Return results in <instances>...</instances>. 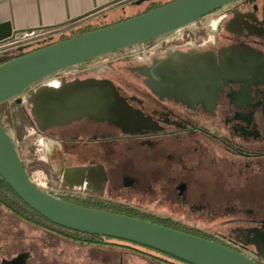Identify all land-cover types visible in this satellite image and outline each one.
Listing matches in <instances>:
<instances>
[{"label": "flooded vegetation", "instance_id": "af4514ba", "mask_svg": "<svg viewBox=\"0 0 264 264\" xmlns=\"http://www.w3.org/2000/svg\"><path fill=\"white\" fill-rule=\"evenodd\" d=\"M89 22L61 27L50 43ZM40 44L8 47L1 60ZM117 58V65L56 74V82L42 81L10 101L11 113L55 146L54 157L72 160L63 169V186L74 194L90 191L59 197L121 205L132 193L153 189L155 198L186 205L200 217H232L227 235L208 236L264 264V0H239ZM68 97L85 100L88 114L49 127L38 110ZM135 164L144 174L131 172ZM104 169L121 174L115 192ZM211 183L213 197L201 190ZM14 260L7 264H22L20 256Z\"/></svg>", "mask_w": 264, "mask_h": 264}, {"label": "water", "instance_id": "95a60500", "mask_svg": "<svg viewBox=\"0 0 264 264\" xmlns=\"http://www.w3.org/2000/svg\"><path fill=\"white\" fill-rule=\"evenodd\" d=\"M237 1L174 0L141 15L15 58L0 65V106L64 70L177 33ZM29 33L32 31L14 32L10 23L1 24L0 43ZM109 102L112 107L116 104L113 98ZM49 109L38 110L39 116L50 119L49 127L68 124L88 114L86 101L71 97L58 100V104ZM0 176L27 206L62 228L136 244L187 264H258L214 241L148 221L86 208L47 193L31 181L1 122ZM20 257L22 264H26V259Z\"/></svg>", "mask_w": 264, "mask_h": 264}, {"label": "rangeland", "instance_id": "374dc122", "mask_svg": "<svg viewBox=\"0 0 264 264\" xmlns=\"http://www.w3.org/2000/svg\"><path fill=\"white\" fill-rule=\"evenodd\" d=\"M158 3L166 4L174 0H156ZM162 1V2H161ZM149 5H136L129 4L127 6L119 7L107 15L96 18V16L90 17L89 24L83 26L82 28L94 26L100 27L105 26L111 23H115L119 20H124L127 18H132L133 16L139 15L144 12ZM81 29V28H80ZM71 36V35H68ZM55 39L53 40L54 43ZM55 43H57L55 41ZM138 46L128 48L123 50L124 52L134 51ZM121 51L113 53L88 63H84L67 70L58 73V75H66L78 71L79 66L93 67L94 65H101L103 63L111 62L113 65L118 62V55ZM2 57H0V60ZM97 67V66H96ZM95 67V68H96ZM85 68V69H86ZM73 75V74H72ZM56 75L44 80L47 83L56 82ZM74 77L66 78L68 81L72 80ZM61 80V79H60ZM59 81V80H58ZM5 112L1 115L0 121L7 130L9 136L14 142L18 153L20 155L23 164L27 169L30 170V178L37 182V186L47 193L54 194V196L61 198L59 196H71L82 198L88 196L90 191L81 189L79 193H71L72 188L68 186H63L62 173L63 169L72 163L70 158H61L54 157L55 146L50 143H46L41 139L39 135L35 133V130L30 127V125H25L16 118L17 112L11 113L13 109L10 102L6 103L1 107ZM10 113V117H5ZM47 151H50L51 154H48ZM33 166V167H32ZM126 169V168H125ZM105 170V169H104ZM131 172L136 175L144 174L145 168L140 164H135L134 167H131ZM107 176L108 184L113 191L117 189L116 183L119 181V172L105 170ZM205 193L213 195L216 193V188L214 184H209L207 188L201 189ZM136 193V192H135ZM132 193L130 201H125L124 199L119 200L121 205L132 207L137 209L139 212L160 217L162 219H171L177 222H180L188 228L200 231L201 233H206V235H217L224 234L227 235L231 224L230 221L232 217H200V215H195L192 211H189V208L186 205L162 201L160 198H155L156 194L154 190H150L149 193H146L144 190L141 193ZM160 197V196H159ZM199 216V217H198ZM15 220L19 222L23 221L19 217L15 216L13 213L8 211L6 208L0 206V242L5 243V239L8 237L7 243H12L10 238L12 234H22L25 239V243H21V256L23 259L29 258L28 247L29 244L32 246L29 247L30 252H33L36 255L37 260L30 264H110V262H116L120 258L119 254L115 252L117 249H122L128 253V258L126 261L136 264V261L140 262L141 258H138L137 255L142 256V253L153 256L144 257L150 260L160 262V263H173V264H182L180 261L172 259L166 255L158 253L156 251H150L146 248L137 246L136 244H131L128 242H123L115 239H104V242L108 246H97L90 244H76L75 242L54 234L52 232L40 229L33 224L28 222H22L18 227L15 225ZM12 225H15L11 228ZM13 231V232H12ZM203 231V232H202ZM214 238V237H213ZM28 243V244H27ZM121 247V248H119ZM132 250H136L134 253ZM5 252L0 251V256L5 254L10 256L12 249H4ZM142 252V253H140ZM249 256V255H247ZM9 258V257H7ZM11 258H14L12 256ZM9 258V259H11ZM78 259V261H77ZM125 259V258H124ZM1 264V261H0ZM7 264V263H4Z\"/></svg>", "mask_w": 264, "mask_h": 264}, {"label": "crops", "instance_id": "0c3cea01", "mask_svg": "<svg viewBox=\"0 0 264 264\" xmlns=\"http://www.w3.org/2000/svg\"><path fill=\"white\" fill-rule=\"evenodd\" d=\"M129 4H136V0H0V25L4 23H10L14 32H26V31H38L41 29H58L76 21H82L89 19L92 16H100L103 14H109L111 10H115L119 7L127 6ZM18 227L22 222L18 220L14 221ZM15 225H12L13 228ZM13 232V231H12ZM7 237L5 243L0 242V251L4 249H12L10 256L5 254L0 256L1 264L11 261L17 258L21 254V243H25L24 236L22 234H12L10 238L12 243H7ZM28 244V243H27ZM32 246L29 244V247ZM28 247V254L30 257L26 260V264H30L37 260L36 255L30 252ZM117 249L120 256L116 262H110V264H132L126 261L128 253ZM135 254V253H134ZM14 256V258H11ZM141 258L140 262L136 261V264H164L144 258ZM11 259H9V258ZM125 258V259H124ZM78 261V259H77ZM77 262H75L76 264Z\"/></svg>", "mask_w": 264, "mask_h": 264}, {"label": "trees", "instance_id": "16d2710c", "mask_svg": "<svg viewBox=\"0 0 264 264\" xmlns=\"http://www.w3.org/2000/svg\"><path fill=\"white\" fill-rule=\"evenodd\" d=\"M166 4H168V3H166ZM163 5H165V4H162V3L151 4L141 14L149 12L151 10H154L158 7L163 6ZM141 14H139V15H141ZM136 16H138V15H136ZM133 17H135V16H133ZM127 19H129V18H127ZM124 20H126V19H124ZM120 21H123V20H119L117 22H120ZM117 22H115V23H117ZM115 23H111V24H108L105 26H100V27H94V26L92 27L89 25V27L81 28L78 31H76L75 35L62 36L56 42L65 41V40L71 39L73 37H76L78 35H82V34H85V33H88V32H91V31H94V30H97V29H100V28H103V27H106V26H109V25H112ZM54 43H55V41H54ZM54 43L51 42L49 45H52ZM11 60H13V57L7 56L3 60H0V65H3V64H5ZM24 167H25V165H24ZM26 170H27V168H26ZM27 172H28V170H27ZM28 174H29V172H28ZM61 199L68 201V202H71V203H74V204H77V205H80V206H83V207H86V208H91L94 210L110 212V213H114V214L124 215L127 217L148 221V222H151V223H154L157 225H161V226L168 227V228H171V229H174L177 231L188 233V234H191V235L203 238V239L214 241V239L209 237L208 235L202 234L200 231H196L194 229L188 228V227H186V225H184L180 222H176V221L171 220V219H162L160 217L147 215V214L139 212L137 209H134L132 207H128V206H124V205H116V204H95V203H91L90 201L74 200V199H70V198H61ZM0 206L6 208L8 211H10L11 213H13L15 216L19 217L23 221H26L30 224H33L34 226H36L40 229L55 233L57 235H60V236L67 238L69 240L76 241V242H79L81 244H100V245H104V244L106 245L107 244V243L101 242V240L103 239L101 237L68 230V229L62 228L60 226H57V225L51 223L46 218L41 216L39 213H37L36 211L31 209L29 206H27L16 195V193L9 187V185H7V183L1 178V176H0ZM105 239H110V238H105ZM137 246H139V245H137ZM140 247H142V246H140ZM143 248H145V247H143ZM146 249L150 250V251H154V250H151L148 248H146ZM140 253H142V252H140ZM21 255L22 254H20L19 256H21ZM142 255L144 257L153 258V256L145 254V253H142ZM29 257H30V254H29ZM168 257H170V256H168ZM170 258H172V257H170ZM28 259L29 258H26V260H28ZM172 259H175V258H172ZM13 260L14 259H12V261ZM175 260H177V259H175ZM177 261H179V260H177Z\"/></svg>", "mask_w": 264, "mask_h": 264}, {"label": "built area", "instance_id": "2783aa9c", "mask_svg": "<svg viewBox=\"0 0 264 264\" xmlns=\"http://www.w3.org/2000/svg\"><path fill=\"white\" fill-rule=\"evenodd\" d=\"M60 29L61 28H58L56 30H44V31L38 30V31H32V33L29 34H18L16 39L0 43V53L4 49H7L8 47H13L15 48V50L17 49L22 50V49H27L32 44L38 45L39 43H41L40 45H42L41 48L39 49H42L46 46H49V44H47L46 46L43 45L44 43H50L51 41L50 38L53 37V35L57 33V31H59ZM31 181L37 186L36 183L39 182V179H37L36 182L33 179H31Z\"/></svg>", "mask_w": 264, "mask_h": 264}]
</instances>
